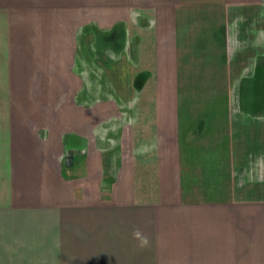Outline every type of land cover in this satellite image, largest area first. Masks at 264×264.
<instances>
[{"label": "crops", "instance_id": "1", "mask_svg": "<svg viewBox=\"0 0 264 264\" xmlns=\"http://www.w3.org/2000/svg\"><path fill=\"white\" fill-rule=\"evenodd\" d=\"M0 264H264V0H0Z\"/></svg>", "mask_w": 264, "mask_h": 264}, {"label": "clouds", "instance_id": "2", "mask_svg": "<svg viewBox=\"0 0 264 264\" xmlns=\"http://www.w3.org/2000/svg\"><path fill=\"white\" fill-rule=\"evenodd\" d=\"M132 237L138 242L137 247L143 249L149 246L148 236L143 233L139 228L133 230Z\"/></svg>", "mask_w": 264, "mask_h": 264}, {"label": "water", "instance_id": "3", "mask_svg": "<svg viewBox=\"0 0 264 264\" xmlns=\"http://www.w3.org/2000/svg\"><path fill=\"white\" fill-rule=\"evenodd\" d=\"M73 163V158L72 157H68L66 159V166L71 167Z\"/></svg>", "mask_w": 264, "mask_h": 264}]
</instances>
